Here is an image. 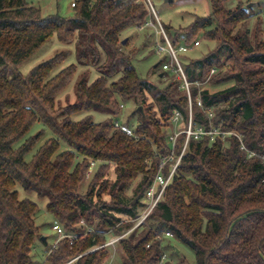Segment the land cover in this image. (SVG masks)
I'll return each mask as SVG.
<instances>
[{"label": "trees", "instance_id": "obj_1", "mask_svg": "<svg viewBox=\"0 0 264 264\" xmlns=\"http://www.w3.org/2000/svg\"><path fill=\"white\" fill-rule=\"evenodd\" d=\"M229 1L210 0V14L184 27L165 24V29L175 45L192 43L201 33L217 43L201 57L184 58L193 122L207 128L212 122L233 133L225 140H190L163 199L146 223L120 240L118 264H160L163 232L190 246L196 264H264V41L258 29L253 38L243 29L250 17L246 5L238 0L230 8ZM73 8L74 15L66 17L44 14L27 0H0V264H35V243L41 239L38 204L20 198L18 186L46 199L47 210L67 231L79 234L72 242L61 239L47 264H103L108 249L91 248L104 243L108 232L121 234L133 226L161 157L170 151L172 110L189 117L188 95L177 74L161 70L158 78L169 82L160 87L140 77L134 66L137 52L129 55L124 49L120 37L125 31L155 20L145 0H76ZM54 34L75 44L79 64L99 72L93 82L86 72L82 75L76 101L66 106H58L57 99L77 65L57 71L67 58L64 52L27 74L9 71ZM214 68L218 72L211 74ZM206 81L232 84L217 91L196 84ZM198 96L205 109L197 104ZM133 102L137 106L124 122L134 130L129 135L114 120L121 118L122 103ZM81 112L87 115L72 119ZM93 112L106 118L97 122ZM135 114L137 123L131 124ZM38 123L42 128L33 132ZM183 142L181 137L178 153ZM90 159L101 164L82 193ZM110 166L114 178L107 176ZM95 218V230L82 233L80 221L92 224Z\"/></svg>", "mask_w": 264, "mask_h": 264}, {"label": "rangeland", "instance_id": "obj_2", "mask_svg": "<svg viewBox=\"0 0 264 264\" xmlns=\"http://www.w3.org/2000/svg\"><path fill=\"white\" fill-rule=\"evenodd\" d=\"M29 3L39 6L42 9L44 14L50 13H59L60 15L71 17L74 15V6L72 5V0H27ZM150 8V12L152 13V17L155 20H151L154 25L149 27H133L129 30L125 31L121 35V39L125 44L124 49L129 55H133L135 52L136 56L134 57V66L137 69L140 77L144 79H149L158 84V86H164L169 82V78L166 77L163 80L158 78V73L161 71L159 67L155 70H152L153 66L160 61L161 56L155 53V45L157 41H162L163 33L162 29L168 35L165 29V24H169L174 28L184 27L190 24L196 16H206L211 12L210 0H145ZM244 5L249 10L250 17L246 22L243 29L248 28L250 30L252 38L254 37V33L256 29H258V37L259 39L264 41V0H241ZM238 0H230L228 2V7L233 8L237 4ZM153 7V9H152ZM150 21V20H149ZM169 37V35H168ZM197 40L200 41V45L189 52L185 53L182 56L183 64L184 58L187 60L191 58H198L208 53L216 46L215 41L208 40L201 33ZM59 52H64L67 55V58L57 69H62L70 64H76L77 70L71 79L67 88L58 96V106H66L69 103H73L76 101V88L77 82L82 77V75L86 72L89 76V81L93 82L97 76L98 71L95 66L81 65L78 63L77 53L75 44H65L61 42L57 35H53L47 42H45L36 53H34L29 59L24 61L18 67H9V71L12 72H20L22 74L29 73L35 66L52 58L55 54ZM152 70V72H151ZM223 70V68H222ZM56 71V72H57ZM225 71V70H224ZM215 72H218L217 69ZM214 72V73H215ZM211 74H213L211 72ZM179 78V77H178ZM180 79V78H179ZM232 84V81H228L225 83L219 84H211L203 82L201 87L208 88L211 91H217L228 87ZM184 88V87H183ZM136 103H127L121 109V120L126 122L128 116L135 110ZM94 120L99 122L106 118L105 114L99 112H93ZM87 115V113H75L72 115V119L78 120ZM138 115L135 114L131 119V124L137 123ZM170 127V124H169ZM169 131L171 128H169ZM42 128L41 124H36L33 132L40 130ZM49 134L47 133L43 140H45ZM65 145V144H64ZM82 157L79 156L76 159V162L81 161ZM91 160V159H90ZM101 162L96 161L95 168L93 173L88 176L87 173L85 175L84 181L82 183L81 191L84 193L87 190V186L89 182L92 180L93 175L97 171ZM107 176L110 178H114L113 167H109L107 171ZM140 175L133 180L131 186L127 190L128 196L133 195V191L137 184L140 181ZM18 191L20 198H29L35 201L38 204V212L36 213V224L40 227L41 239H37L35 243L34 249V259L35 264H46V257L48 255V250L54 241L57 239V235L54 232L52 225L57 218L47 210L46 199H40L37 196L36 192L28 193L21 186H18ZM104 199L108 200L109 197L107 195L104 196ZM98 219L95 218L93 220L92 225L95 228ZM147 221V220H146ZM145 221V223H146ZM134 225V223H133ZM155 226V224H154ZM111 235V234H110ZM44 237V240H42ZM109 237V236H108ZM163 244V256L160 264H196V256L194 250L176 240V238L170 237L166 235V232L161 233L159 237ZM109 255L111 254V249L108 250ZM115 261L113 264H118L121 260V254L123 252L122 248L117 244L115 249ZM113 252V253H114Z\"/></svg>", "mask_w": 264, "mask_h": 264}, {"label": "built area", "instance_id": "obj_3", "mask_svg": "<svg viewBox=\"0 0 264 264\" xmlns=\"http://www.w3.org/2000/svg\"><path fill=\"white\" fill-rule=\"evenodd\" d=\"M75 2L76 0H72L73 6H75ZM153 25L154 23L150 20L146 22L144 25H142L141 28L149 27ZM162 33H163L162 41H157L155 45V53L161 56L160 60H162L160 69L162 71L173 72L177 74V76L183 81V87L186 89L188 95L189 117L186 120V117L180 110L176 108L172 110V114L170 117L171 129L167 136V142L169 144L170 151L161 157L159 170L142 198V202L144 206L142 208L141 213L133 220L134 225L130 229L124 231L121 234H115L112 231L108 232L107 239L104 243L91 248V250H96L99 248H107L108 250L109 249L112 250L111 254L108 255V257L106 258L103 264H113V262L115 261L114 251L120 240L123 237L127 236L131 231L136 229L138 226H140L142 223H144L147 217L149 216V214L163 199L167 186L171 183L175 174L178 171L180 162L187 151L190 140L202 139L205 136H209L211 141H214L216 136H221L222 139L225 140L227 135H231L233 133L231 131L229 132L220 131L217 127L213 126L212 122H211V126L208 128L202 124H195L193 122V100L190 89L191 83L187 78L185 67L182 62V56H184V54L189 52L190 50L196 49L200 45V41L195 40L192 43L182 42L178 45H175L163 29H162ZM215 71L216 68L212 69V73H214ZM196 84L198 86L202 85V83L200 82H197ZM197 104L201 108L205 109L201 96L197 97ZM124 105L125 104L122 103L121 107H124ZM207 112L209 114V117L212 118L214 115L213 110L211 108H207ZM114 126L116 128L125 131L129 135H134L133 128L130 125L124 123L121 119H115ZM181 137H183L184 142L181 147V151L178 153L177 144H178V140ZM95 165H96V161L94 159H91L90 166L87 171L88 176H90L93 173ZM79 227L83 229L82 233L84 234L91 233L95 230L94 226L88 223L85 219H82L80 221ZM52 228L57 235V239L49 248L47 252L48 254L59 244L61 239L68 238L72 242L79 237L78 233L67 231L64 228L63 224L59 222V220H55L53 222ZM166 235L170 237L174 236L173 233L171 232H166Z\"/></svg>", "mask_w": 264, "mask_h": 264}, {"label": "water", "instance_id": "obj_4", "mask_svg": "<svg viewBox=\"0 0 264 264\" xmlns=\"http://www.w3.org/2000/svg\"><path fill=\"white\" fill-rule=\"evenodd\" d=\"M161 75H162V73H161ZM136 200H138V198H136L135 201H136ZM42 239L44 240V237H42Z\"/></svg>", "mask_w": 264, "mask_h": 264}]
</instances>
